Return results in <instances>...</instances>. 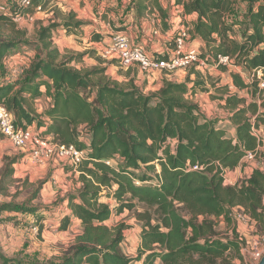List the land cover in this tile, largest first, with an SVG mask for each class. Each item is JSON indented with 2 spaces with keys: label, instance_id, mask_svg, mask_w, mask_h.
Segmentation results:
<instances>
[{
  "label": "trees",
  "instance_id": "trees-1",
  "mask_svg": "<svg viewBox=\"0 0 264 264\" xmlns=\"http://www.w3.org/2000/svg\"><path fill=\"white\" fill-rule=\"evenodd\" d=\"M49 1L31 0L33 7L40 8ZM243 2L247 10L241 22L247 29L238 38L231 18L233 0L133 2L137 18L156 13L166 29L170 9L180 7L191 40L204 44L199 57L221 72L229 68L218 62V56L230 59L236 68L230 72V85L207 79L218 93L211 97L223 100L234 138L227 137L219 121L207 118L187 97L197 89L211 93L193 67L182 82L164 80L158 90L144 93L132 79L120 83L104 77L103 69L83 72L71 66L70 58L64 59L53 47L51 35L59 26L67 35L71 29L78 31L84 23L75 20L73 13L61 23L39 27L36 41L42 56L24 76L6 80L2 62L28 41L22 39L23 31L15 29L20 6H13L10 13L0 12V25L12 29L11 36L0 39V104L11 113L15 127L36 125L57 145H72L86 153L80 163L69 167L78 174L80 186L62 200L69 213L59 225L66 230L72 217L80 231L56 264H229L228 254H239L243 245L233 228L232 208H239L264 230V168L253 169L239 183L224 184V173L239 166L247 152L264 161V136L258 139L251 133L253 126H261L264 132V0ZM188 15L195 17L190 23L184 20ZM92 39L98 42L104 36ZM159 57L166 58V53ZM237 90H246L250 100ZM40 98L48 106L38 112L34 104ZM14 163L16 159L9 166ZM12 173L8 169L3 178ZM104 194L115 202L116 213L131 211L141 223L135 257L120 248L126 226L106 225L113 209L101 200ZM137 203L144 208L137 210ZM4 211L35 212L11 203L0 205V214ZM219 218L232 229V237L217 235ZM0 264L22 263L0 252Z\"/></svg>",
  "mask_w": 264,
  "mask_h": 264
},
{
  "label": "rangeland",
  "instance_id": "rangeland-1",
  "mask_svg": "<svg viewBox=\"0 0 264 264\" xmlns=\"http://www.w3.org/2000/svg\"><path fill=\"white\" fill-rule=\"evenodd\" d=\"M92 1L93 3H91ZM133 2L134 0H126V2L118 0L115 1L116 5L113 8L108 4V1L104 2L103 0H50L40 10H35L33 4L26 8L20 7L19 10L22 14L14 16L15 29L24 32L22 39L27 40L28 44L18 45L8 53L2 62L3 77L6 80H12L16 77L24 76L30 65L43 54L40 45L36 41L38 28L52 23H61L66 19L68 13H73L75 20H80L84 23L83 29L79 28L78 31L71 29L69 32L71 34L70 39H65L64 35L66 32L64 28L61 26L55 28L51 35L53 47L59 49L64 59L70 58L71 66L83 72L98 68L103 69L104 77L125 83L131 74L128 71L134 72L136 75L139 69L137 67H130L128 70L122 69L115 62L104 60L97 55V46L94 45L96 41L92 39L97 35V29L101 30L100 27L97 28V18L100 17L103 21V26L107 27V32H114L117 31L116 29H120L128 33L134 42L142 44L147 52L150 51V46H152L151 39L148 37L153 36L155 30L160 33L161 30H168L172 25H180L177 23L178 21L180 23V20L183 23L177 7L169 11V17L166 22L167 29L161 24L160 20L153 23L152 21L156 18L152 15H148L150 17L148 20L144 19L146 16L137 18L134 8L131 14ZM233 3L231 18L235 22L234 34L238 38L247 29L245 22H241L247 10V4L243 0H233ZM97 5L101 9L99 14H97ZM13 6H19L18 0H0L1 13H10ZM107 21H109L110 25H106ZM145 22L150 24L149 30L148 28L145 30L146 33L149 31L147 33L148 36L143 33ZM113 23L117 26L116 28ZM11 31L10 27L0 25V39L11 36ZM174 35L175 33L170 34L167 37L168 40L159 37L158 47L165 45L169 49L173 48ZM88 37H90V40ZM107 38L108 34L104 40L106 41ZM193 46L198 47L200 51L204 50V48L196 45V41ZM151 54L160 55L158 52H152ZM228 68V70H231L221 75V71L212 62H207L200 69L194 68V70L200 73L202 79L206 81L207 87H210L207 77L210 76L213 80H218L220 85H223L228 76H230V72L236 69L234 66ZM192 69H186L185 74L181 70L177 79L185 80ZM242 77L249 81L245 76ZM95 78L96 76L92 77L93 80ZM193 78L190 79L192 80ZM210 89L211 93L197 89L198 93L204 94L207 100L214 101L215 107L206 111L207 113L204 115L207 118L221 120L227 124L225 121L228 120L229 114L219 104L220 99L211 97V95H218V93L211 87ZM237 91L241 96L250 100L246 90ZM83 93L86 94L87 91L83 90ZM44 104L45 99L40 98L36 101L34 107L37 111H43L45 109ZM221 107L223 111H221ZM32 126L34 129L36 128V125ZM231 126L232 124H230V129ZM261 135L264 136L262 129ZM47 137L52 140L51 136ZM24 155L21 149L12 147L0 135V205L4 203L23 204L35 210L34 213L26 214L8 211L0 214V252L22 264H56L59 257L74 242L75 236L80 231V226L71 224V222H69L66 230H60L59 228L61 217L64 215L66 207L62 200L68 193L75 192L79 188L78 174L70 171V165L66 164L64 160H60L58 156H53L45 163H39L26 158L22 160ZM13 159H16V163L9 166L10 161ZM255 168H264L263 159L257 155L253 157V160L245 158L239 166L224 173V183L226 185L239 183L248 178L251 171ZM8 169H13L12 175L3 178L4 173ZM39 185L41 186L39 192L35 198L30 199ZM101 200L108 203L113 209L110 218L106 221V225L124 224L126 226L123 231L124 240L120 245L122 252L129 257H135L140 243L141 223L134 218L131 211L124 210L122 213H116L114 210L115 202L112 198L105 195L101 197ZM136 208L137 210H142L144 207L137 203ZM182 213L185 214L184 212ZM231 215L233 228L239 239H243V245L239 254H228L226 261H229V264L256 263L257 261L253 257V250L261 247L264 230L256 226L255 222L251 221L249 217L242 214L239 208H232ZM215 228L219 237H232V229L226 225L223 218H219L216 221ZM255 239L258 240L257 245L254 244ZM131 264L140 263L134 261Z\"/></svg>",
  "mask_w": 264,
  "mask_h": 264
},
{
  "label": "built area",
  "instance_id": "built-area-1",
  "mask_svg": "<svg viewBox=\"0 0 264 264\" xmlns=\"http://www.w3.org/2000/svg\"><path fill=\"white\" fill-rule=\"evenodd\" d=\"M18 5L26 8L32 6V2L31 0H18ZM34 8L35 10L41 9L40 6ZM177 23L180 25H173L175 27L174 46L166 53V58H160L157 54L147 52L142 44L134 42L123 31L111 33L106 41L104 40L105 37L102 41L94 42V45L97 46V55L104 60L115 62L122 69L128 70L130 67H137L144 73H172L177 70L185 71L190 67L198 69L205 65V62L199 57L198 47L192 44L188 27L182 24L181 20L180 23L179 21ZM218 62L228 67L231 66L230 59L226 56H218ZM259 76L260 72L258 71V79ZM259 86L263 87V83L260 82ZM41 133L42 129L37 130L33 126L15 127L11 113L0 104V135L12 147L21 149L26 159L45 163L53 156H58L60 160H64L71 167H75L84 159L85 151L77 150L72 145H57ZM251 133L258 139L262 137L261 128L253 126ZM254 156L255 153L247 152L243 158L253 160ZM105 163L111 165L110 161ZM193 169H197V166H194ZM261 240V247L253 250V257L256 261L264 254V237ZM254 244H258L257 239L254 240Z\"/></svg>",
  "mask_w": 264,
  "mask_h": 264
},
{
  "label": "crops",
  "instance_id": "crops-1",
  "mask_svg": "<svg viewBox=\"0 0 264 264\" xmlns=\"http://www.w3.org/2000/svg\"><path fill=\"white\" fill-rule=\"evenodd\" d=\"M104 2L105 1H108V4L110 5V6H112L113 8H114V6L116 5L115 4V1H118V0H103ZM121 1V0H120ZM122 2H126V0H122ZM91 3H93V1L91 2ZM133 4V3H132ZM132 9H131V14L133 13V7H131ZM172 9H174V8H172ZM178 12H180L181 11V9H180V7H178V10H177ZM97 14H99V13H101V9L98 7V5H97ZM112 14H113V12H111ZM154 18H156L155 20H153L152 22L153 23H155V22H158L159 21V19L157 18V14L156 13H153V14H151ZM106 18V17H105ZM150 17H148V15H146V18H144L145 20H148ZM179 18V17H178ZM195 19V17L194 16H191V15H188V16H184V20L186 21V22H192L193 20ZM145 24V26H144V28L145 29H143V33L144 34H146V36H148L147 35V33L149 32V31H147V33L145 32V30L148 28V30H149V22H145L144 23ZM143 24V25H144ZM106 25H110V23H109V21H107V23H106ZM113 26L116 28L117 26L113 23ZM98 27H100L101 28V30H98L97 29V34H100V35H102V36H104V38L105 37H107V34L109 35V34H111V33H113V32H107L106 30H107V27L106 26H103V21L100 19V17H98L97 18V28ZM158 27H159V24H158ZM81 29H83V27L81 26L80 27ZM174 29H175V27L172 25V27L171 28H169L168 30H165V31H160V33H159V31H157V30H155V32L153 33L154 35L153 36H150V37H148V38H150L151 39V44H152V46H150V51H149V53H152V52H158V54H165V53H167L170 49H169V47H165V45H162V47H158V45H159V43H157V42H159V37H161V38H163V39H165V40H168L167 39V37H169L170 36V34H173L174 33ZM57 31H59V30H57ZM117 31H119V30H117ZM120 31H122V30H120ZM114 32H116V31H114ZM126 33V32H125ZM128 34V33H127ZM159 34V35H158ZM129 35V34H128ZM70 37H71V34H68L67 36H66V34L64 35V38L65 39H70ZM89 38V40H90V37H88ZM158 38V39H157ZM196 41V45L197 46H200L201 48L204 46V44H203V42H201V41H198V40H192V44L194 43ZM90 44V43H89ZM198 69H200V67L198 68ZM132 70H133V68H132ZM231 70V69H230ZM230 70H228V71H230ZM215 71H217V70H215ZM128 72H130L131 74L128 76V78H127V81L129 80V79H132L133 80V83L137 86V87H139L144 93H150V92H154V91H156V90H158L161 86H162V84H163V82H164V80H168V81H173V82H182L183 81V79L181 80V79H177L178 77H179V74L178 73H181L180 72V70L178 71H174V72H172V73H165V72H154V73H142V71H140V70H137V73H136V75L134 74V72H131V71H128ZM218 72V71H217ZM182 73L183 74H185V71H182ZM224 72H220V74L222 75ZM190 78H193V75L191 74L190 75ZM221 81V80H220ZM230 83H231V78H230V76H228V78H227V80L225 81V83L224 84H229L230 85ZM231 91H236V89H234V88H232L231 89ZM238 92V91H237ZM239 94V93H238ZM240 95V94H239ZM191 101H193V103H195V104H197V106H198V108H199V110H200V112L204 115L205 113H207L206 111H208L209 109H212V108H214L215 106H214V101L212 100H207V98H205L204 97V94H199L198 93V91H196V93L195 94H193V95H188L187 96ZM219 104L222 106L223 105V100H221V101H219ZM45 107H47L48 106V104H47V101L45 100ZM221 111H223V109H222V107H221ZM38 112H40V110L38 111ZM225 122H227V124L226 123H223L221 120H219V122H218V127L219 128H221V129H223V130H225L226 131V136L227 137H229V138H234L235 137V130H234V127L233 126H231V129H230V122H229V120H227V121H225ZM42 130H43V128H41ZM229 133V134H228ZM26 157H25V155L23 156V158H22V160L23 159H25ZM244 159V158H243ZM242 159V160H243ZM60 171V170H59ZM69 212H68V209H65V212H64V214H68ZM70 222H71V224H74V225H79V223H78V221L76 220V219H74V218H70Z\"/></svg>",
  "mask_w": 264,
  "mask_h": 264
},
{
  "label": "water",
  "instance_id": "water-1",
  "mask_svg": "<svg viewBox=\"0 0 264 264\" xmlns=\"http://www.w3.org/2000/svg\"><path fill=\"white\" fill-rule=\"evenodd\" d=\"M253 264H264V254L261 256V258L256 263H253Z\"/></svg>",
  "mask_w": 264,
  "mask_h": 264
}]
</instances>
